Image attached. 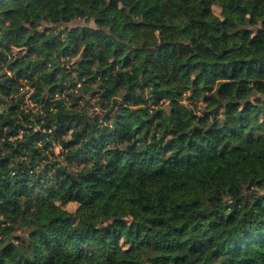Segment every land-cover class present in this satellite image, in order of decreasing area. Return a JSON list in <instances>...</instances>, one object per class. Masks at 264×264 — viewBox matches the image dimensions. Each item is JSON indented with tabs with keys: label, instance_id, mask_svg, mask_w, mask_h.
<instances>
[{
	"label": "trees",
	"instance_id": "1",
	"mask_svg": "<svg viewBox=\"0 0 264 264\" xmlns=\"http://www.w3.org/2000/svg\"><path fill=\"white\" fill-rule=\"evenodd\" d=\"M78 263L264 264V0H0V264Z\"/></svg>",
	"mask_w": 264,
	"mask_h": 264
},
{
	"label": "rangeland",
	"instance_id": "2",
	"mask_svg": "<svg viewBox=\"0 0 264 264\" xmlns=\"http://www.w3.org/2000/svg\"><path fill=\"white\" fill-rule=\"evenodd\" d=\"M214 13L216 15L219 14V9L217 7H214ZM82 25H89V26H94V23L92 21H84V20H76V21H73L71 23L68 24V26L70 27H77V26H82ZM186 103V101H184ZM82 105V104H81ZM165 105V104H164ZM81 109V108H80ZM88 111H91V108L88 107L87 108ZM98 113V112H96ZM129 119L132 123H136L138 118L135 114H132L129 116ZM65 208L68 210V211H71L73 212L76 208V204L75 203H68ZM79 264V263H78Z\"/></svg>",
	"mask_w": 264,
	"mask_h": 264
}]
</instances>
